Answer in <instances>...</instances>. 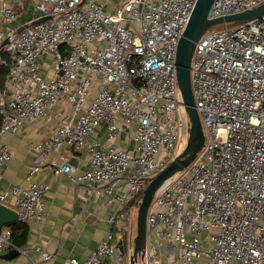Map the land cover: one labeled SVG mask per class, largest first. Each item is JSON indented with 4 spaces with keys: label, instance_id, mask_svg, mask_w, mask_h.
<instances>
[{
    "label": "built area",
    "instance_id": "built-area-1",
    "mask_svg": "<svg viewBox=\"0 0 264 264\" xmlns=\"http://www.w3.org/2000/svg\"><path fill=\"white\" fill-rule=\"evenodd\" d=\"M18 1L0 0V43L7 38L0 66L8 68L0 86V179L12 158L6 137L52 116L62 101L70 110L55 113L50 136L32 143L37 160L26 179L43 159L53 174L91 185L109 209L98 246L69 264L123 261L124 237L128 264L132 205L178 155L189 122L175 54L196 0H34L37 13L26 23L14 9ZM263 2L214 0L208 18ZM190 78L204 144L154 194L135 264H264V15L207 29L195 44ZM66 146L84 153V170L62 156ZM49 188L42 180L13 183L0 190V202L12 199L17 219L38 225ZM10 238L2 227L0 252L13 246ZM18 249L51 257L40 246Z\"/></svg>",
    "mask_w": 264,
    "mask_h": 264
},
{
    "label": "crops",
    "instance_id": "crops-1",
    "mask_svg": "<svg viewBox=\"0 0 264 264\" xmlns=\"http://www.w3.org/2000/svg\"><path fill=\"white\" fill-rule=\"evenodd\" d=\"M14 9L19 14L21 23H26L37 13L34 0L15 2ZM0 27H2L1 23ZM69 110V107L61 101L58 106L49 111L52 116L23 123L14 134L6 137L12 151V158L4 167V176L0 179V190L9 188L13 183L27 185L37 180L50 185L43 196L46 210L44 220L38 225L15 220L26 227V235L21 247L30 249L40 246L49 252L51 257L44 259L41 252L36 250H29V255H26L18 249L21 247L13 245L0 252V264H69L67 259L71 257L82 262L98 246L106 233L109 209L105 207L100 196L92 190L91 185L84 182L72 183L66 175L53 174L51 170L44 167L46 161L43 159L39 160L41 170L30 180L26 179L30 167L37 160V153L32 149V143L50 136L60 119L59 116H54L55 113ZM104 134L105 128L101 126L98 137L103 139ZM119 142L123 146L129 144L124 141ZM59 154L58 162H60ZM61 154L75 166L76 172L87 167L86 158L81 151L66 146ZM7 201L8 205L13 206L12 199ZM11 223L4 227L12 233L16 228L12 227ZM15 234L18 233L15 232ZM14 249L17 250L16 254L13 252ZM108 264H127V261H117L109 257Z\"/></svg>",
    "mask_w": 264,
    "mask_h": 264
},
{
    "label": "water",
    "instance_id": "water-1",
    "mask_svg": "<svg viewBox=\"0 0 264 264\" xmlns=\"http://www.w3.org/2000/svg\"><path fill=\"white\" fill-rule=\"evenodd\" d=\"M213 1L214 0H196L189 20L178 41L175 54L176 77L182 98V105L189 119V135L181 152L178 153V155H176V157L161 171L152 177L142 192L141 201L136 211L135 235L133 238V249L129 258V264H135L138 256L141 255L146 244V215L154 194L169 178L177 172L183 170L204 144L202 124L195 108L190 78V62L197 40L212 26L226 23L240 24L264 15L263 2L251 9L241 12L219 16L216 18H208V12ZM49 18L50 16H44L35 20L34 23H38ZM6 42L7 38L3 39L0 43V56L3 54V47ZM15 220H17L16 210L0 202V229ZM119 249L121 251L123 249L120 241ZM13 252L16 254L17 250L14 249Z\"/></svg>",
    "mask_w": 264,
    "mask_h": 264
},
{
    "label": "trees",
    "instance_id": "trees-1",
    "mask_svg": "<svg viewBox=\"0 0 264 264\" xmlns=\"http://www.w3.org/2000/svg\"><path fill=\"white\" fill-rule=\"evenodd\" d=\"M3 56H5V53H3ZM7 66H0V86L3 83L5 74L7 72ZM12 224V227L16 228V230H14L11 233V238L10 241L12 243V245L17 246V247H21L24 243V239H25V235H26V227L22 224H20L18 221H14ZM11 232V231H10ZM18 233V234H15Z\"/></svg>",
    "mask_w": 264,
    "mask_h": 264
},
{
    "label": "rangeland",
    "instance_id": "rangeland-1",
    "mask_svg": "<svg viewBox=\"0 0 264 264\" xmlns=\"http://www.w3.org/2000/svg\"><path fill=\"white\" fill-rule=\"evenodd\" d=\"M221 25L222 24H218V25H216V27H220ZM183 113H185V111H183ZM188 135H189V122L186 123V125L184 126V129H183V136H182V138L180 140L179 147H178L179 153L183 149V147H184V145H185V143L187 141ZM141 197H142V194L140 196L136 197V201L132 205V208L134 209L135 215H136V211H137L138 205H139V203L141 201ZM124 243H125V253H124L125 254L124 255L125 257H124L123 261L124 260L126 261V255H127V251H128L127 250V248H128V246H127L128 245V241H127V238L126 237H124Z\"/></svg>",
    "mask_w": 264,
    "mask_h": 264
},
{
    "label": "bare ground",
    "instance_id": "bare-ground-1",
    "mask_svg": "<svg viewBox=\"0 0 264 264\" xmlns=\"http://www.w3.org/2000/svg\"><path fill=\"white\" fill-rule=\"evenodd\" d=\"M135 223H136V215H135ZM134 235H135V234H134ZM133 237H134V236H133ZM131 253H132V252H131ZM141 254H142V253H141ZM140 256H141V255H140ZM140 256H138V258H139ZM138 258H137V259H138ZM128 264H129V263H128Z\"/></svg>",
    "mask_w": 264,
    "mask_h": 264
}]
</instances>
